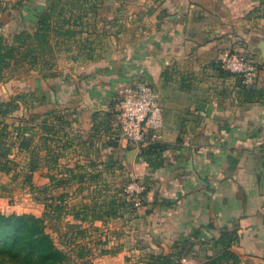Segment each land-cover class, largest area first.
Segmentation results:
<instances>
[{
	"label": "crops",
	"instance_id": "1",
	"mask_svg": "<svg viewBox=\"0 0 264 264\" xmlns=\"http://www.w3.org/2000/svg\"><path fill=\"white\" fill-rule=\"evenodd\" d=\"M97 11L112 31L105 58L43 81V103L54 89L73 141L118 162L129 150L106 145L97 124L117 107L126 80L150 82L163 104L165 149L154 158L137 150L129 169L148 193L153 235L182 241L199 232L208 245L228 230L239 237L230 250L241 264H264V0H107ZM238 53L257 67L246 85L262 100L247 101L241 76L223 72Z\"/></svg>",
	"mask_w": 264,
	"mask_h": 264
},
{
	"label": "rangeland",
	"instance_id": "2",
	"mask_svg": "<svg viewBox=\"0 0 264 264\" xmlns=\"http://www.w3.org/2000/svg\"><path fill=\"white\" fill-rule=\"evenodd\" d=\"M54 1L53 26L59 27L65 19H70L62 31L69 28L73 32L70 37L52 38L55 45L52 69L27 70L30 69L27 66L0 80V104L12 100L18 104L12 114L0 116V130L8 125L6 136L0 139L3 143L0 168L6 165L10 169L8 173L0 172V204L6 209L1 216L28 214L41 219L55 246L67 254L66 264H147L151 255L175 253L179 251L174 249L177 241L153 235L150 228L153 224L145 218L149 217L148 193L144 188L137 191V173L129 169L137 150L142 152L144 148L112 140L103 126L98 137L110 147L124 145L129 152L118 162L87 154L91 152L89 145L73 141L70 113L56 107L54 89H50L46 103L42 101L39 84L43 81L62 77L79 62L96 63L105 58L109 46L105 39L112 31L105 27L106 20L99 17L97 8L107 0H0V35L11 40L22 31L34 32L38 15L47 11ZM236 55L240 53L228 54L227 59ZM226 62L223 72L229 71ZM25 125L30 128L25 135L32 136L33 141L28 149L20 150L19 128ZM44 125H53L55 130L45 131ZM103 130L105 135L101 134ZM73 144L81 151L78 156L70 154ZM33 165L38 170L33 173V186H30L25 177ZM41 167L49 171L41 173ZM41 180L47 182L39 184ZM197 239L193 236L180 241L194 242L193 247L187 245L183 251V264H201L214 254L210 241L207 245Z\"/></svg>",
	"mask_w": 264,
	"mask_h": 264
},
{
	"label": "trees",
	"instance_id": "3",
	"mask_svg": "<svg viewBox=\"0 0 264 264\" xmlns=\"http://www.w3.org/2000/svg\"><path fill=\"white\" fill-rule=\"evenodd\" d=\"M54 9L55 1L47 11L38 15L39 21L34 32L22 31L15 34L11 40L0 35V80L8 73L18 72L21 69H26L27 66H30V69L27 70L52 69L55 48L52 38L61 35L70 37L73 32L69 28L62 31L64 26L70 23V19H65L59 27L53 26ZM56 43L59 42L56 41ZM238 80L239 94H242L247 101L263 99L261 91L247 86L243 83L242 78ZM17 108L18 104L15 100L1 103L0 116L10 115ZM112 118L113 113L108 114L104 121L97 124V130L99 131L103 126L107 127ZM7 128L8 125L5 124L0 130V139L6 136ZM43 129L53 132L55 126L44 125ZM28 130L30 128L27 125L19 128L21 133L18 136L22 138L20 150L28 149L33 141L32 136L25 135ZM2 147L3 143L0 142V148ZM164 149L165 146L160 141H156L145 147L142 150V155L146 158L158 157ZM2 157L3 155L0 154V159ZM37 170L38 166H31L25 177V182L30 186H33V173ZM9 171L10 169L6 168V165L0 168V172L8 173ZM194 236L199 238V232ZM238 239L236 233L228 230L223 231L216 239L211 238L209 241L214 254L208 255L201 264H241L239 256L230 250ZM193 244L194 242L191 240L182 243L177 241L174 249L179 251L151 255L147 264H183V251L187 249V245L193 247ZM201 244H205V242L201 241ZM66 260L67 254L55 246L53 237L46 231L41 219L28 214L21 217L0 215V264H66Z\"/></svg>",
	"mask_w": 264,
	"mask_h": 264
},
{
	"label": "built area",
	"instance_id": "4",
	"mask_svg": "<svg viewBox=\"0 0 264 264\" xmlns=\"http://www.w3.org/2000/svg\"><path fill=\"white\" fill-rule=\"evenodd\" d=\"M228 70L239 74L245 84H251L257 77V67L236 55L228 59ZM164 128V109L157 90L145 79L126 83L120 93L113 118L106 127L112 140L134 143L137 148H145L159 141ZM106 131H101L105 135ZM143 187L137 182V191ZM189 264H194L189 262Z\"/></svg>",
	"mask_w": 264,
	"mask_h": 264
},
{
	"label": "water",
	"instance_id": "5",
	"mask_svg": "<svg viewBox=\"0 0 264 264\" xmlns=\"http://www.w3.org/2000/svg\"><path fill=\"white\" fill-rule=\"evenodd\" d=\"M127 81V80H126ZM150 83V82H149ZM151 84V83H150ZM152 85V84H151ZM153 86V85H152ZM154 87V86H153ZM155 88V87H154ZM205 104L204 103H200V105H199V109L200 110H203V106H204Z\"/></svg>",
	"mask_w": 264,
	"mask_h": 264
}]
</instances>
